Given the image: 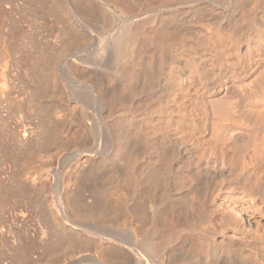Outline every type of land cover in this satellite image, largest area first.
Segmentation results:
<instances>
[{
    "label": "rangeland",
    "instance_id": "374dc122",
    "mask_svg": "<svg viewBox=\"0 0 264 264\" xmlns=\"http://www.w3.org/2000/svg\"><path fill=\"white\" fill-rule=\"evenodd\" d=\"M74 1L78 2L76 5L78 10L82 9L81 12L85 10L84 14L88 16L87 18L91 17L89 18L91 20L85 18L87 22L85 20L82 22L86 26L91 24L90 28L80 25L78 20L76 22L73 13L64 12V10L68 11ZM74 1L71 0L70 3L69 0H0V264H66L68 260L72 264H125V252L122 248L124 245L111 244L101 239L100 234L109 233H117L123 239L133 243L142 255H147H145L147 264H158L162 259L165 264H180L179 258L184 259V255L192 256L199 252L200 256L207 258L209 255L206 252V239H204L206 237L203 233L202 235L195 231L196 226L193 225L194 215L200 212L193 201L197 203L202 200L203 188L199 187L200 190L191 191L189 193L191 196L187 194L185 197H180L178 195L188 187L190 176L184 175L178 179L172 173L173 179H170L168 186L171 192L167 194L168 198L165 196L164 199L160 198L158 190L155 193L157 187L153 191L154 184H151L146 177L150 170H160L161 161L165 160L163 155L165 152H162L165 145L158 140L160 136L168 133L177 139L175 142L191 144L195 146V149L197 148L198 152L199 148L201 152L211 146L212 141L209 135L214 126L212 120L218 106L216 95L211 96L213 80L208 72L210 63L221 65L223 61L224 67H227L228 73L232 72L231 74H235L233 71L241 70L240 68L245 66V72H248L249 78L253 77L252 70L264 69L262 61L264 60V36L262 35L264 30L258 31L261 35V37L259 33V37L257 35L260 44H257L249 57L250 63L247 60L245 62L241 59L237 60L238 57L233 52L234 46L231 42L233 38L232 40L230 38L231 35L232 37L235 35V30L232 31L235 28L234 25L238 28L240 25V28H243L241 31H244L247 25L244 11L248 9V6L252 7L255 0H119L120 3L124 2V9L133 10L135 17H138L135 23L144 17L161 12L159 21L161 24L158 28L152 27L150 35L155 42L165 43L166 54L185 56L183 58L188 59L187 61L194 68L193 70L191 67L195 80L192 78L190 83H187L189 82L187 80L183 85L179 75L174 72L171 74L169 82L177 85L174 86L175 93L170 94L168 104L164 101H156V97L154 100V96L143 90L141 84L139 87L137 85L136 88H130V79L123 78V81L114 65L103 67L93 64L95 57L104 58V52L100 53V50H103L99 46L100 42L102 41L104 45L106 43L103 42L106 41L112 44V40L123 31L126 18L121 10L115 4H111V7L115 8L113 11L116 13V24V22L112 23L109 16L106 18V15V17L102 15L105 11H102L103 13L100 11L104 9L101 0H95L96 2L88 0L92 4V10L89 11H86V7L82 8L84 0ZM233 1L237 5L232 3ZM223 2H231L233 6L230 4L231 9L223 10L219 7V4ZM257 2L259 0L256 4ZM80 3L81 6L78 7ZM94 4L95 7L92 8ZM255 5L254 7H257ZM80 14L83 15V13ZM68 17H71V21L74 19L73 22L75 21L77 26L72 28L74 23L69 22ZM201 23H209L211 28L201 30ZM80 28L83 31L77 30ZM238 28L236 32L240 30ZM220 29H222L221 32ZM76 32L77 34L82 32L80 36L82 37L83 34L81 40L84 44L81 40V42L75 41ZM84 35H89L85 36L88 40ZM92 36L93 40H91ZM184 38L199 39L198 41L201 42L209 41H206L208 45L210 43L209 46L206 42L204 44L210 50L212 48L213 55L207 56V59L195 56L192 47L184 48ZM69 42H73L75 46L71 47L72 44ZM65 44L70 46L67 48L68 51H64L66 53L63 54V58H67L70 62L75 61L77 64L74 65L73 70H77L67 69L64 66L66 60L65 63L63 60L56 69L57 79L54 75L52 76L58 80L55 81L49 77L53 74H51L52 69L45 67V64L41 63L43 61L41 58L44 59V56L48 55L56 57ZM153 45L152 43L146 45L148 54L155 49ZM244 50L247 51L245 48ZM226 52L227 54H223ZM216 53L220 54V58ZM231 53L235 54V57ZM224 55H227L226 59ZM82 59L90 62L93 67L79 61ZM234 67L235 69H231ZM98 71H102L101 74ZM166 77L168 81V74ZM145 81L142 80L143 83ZM115 87H121L118 93L119 108L112 110L114 112L112 115L111 111L108 112V109L100 103L98 96H101L100 93L103 95L104 92V95L108 94L110 88ZM151 97H153L152 100ZM128 107L132 111H127ZM145 109L155 115V118L147 122V124L150 123L149 126L147 124L146 126L150 128V138L151 136L156 138L148 141L141 140L137 138V130L130 125H127L128 127L123 125L124 128H122L126 132L112 126L114 120L122 121L127 115L141 120L142 111ZM109 113L112 116L108 115ZM151 129H154V132ZM121 131L124 133L121 134V139L124 136V139L126 137L131 140L128 142V147L131 149L127 147L130 151L126 149L128 151L126 156L136 154L140 157L137 162L140 168L134 177H130L129 187H125L127 181L123 173V168L127 165L126 156L124 160L114 158L115 143L117 137L120 138ZM137 139H139L138 142ZM250 144L252 145V142L245 148L242 147L243 149L239 152L245 149L247 154L252 148ZM161 154L163 159L159 158ZM175 160L173 164L182 165L179 158ZM213 188L214 190L211 188L208 192L203 223L211 218L213 209L221 208V212L225 211V208L222 211V200L215 195L216 188ZM170 194L172 196L169 198ZM174 194L177 196L173 197ZM253 199L250 197L246 202H249V205L256 210L253 216L260 217V222L246 224L241 221L237 227L245 224L244 229L239 228L240 231L248 227L250 231H253L250 233L256 235L261 226L264 227V197H255V201ZM168 201L170 202L167 203ZM168 204L173 205L174 210H177L176 213L172 209L169 210ZM163 208H166V213H163V210V215L159 217ZM251 214V212H245V216L253 217ZM186 216L189 218H185ZM68 219L87 223L91 230L95 231L94 234L93 231L80 234L73 231L68 226ZM156 224L158 229L161 228L159 232L157 230L154 237L159 239L161 234L158 233L167 236L163 235L167 239L161 250L160 260L159 257L145 253L142 248V243L157 227ZM220 230L219 238L221 239L225 234L222 235ZM229 230L225 235L227 240L239 241V233L236 230ZM82 256L87 258L82 259ZM71 258L76 260L73 261ZM195 259L192 258L191 263L195 262Z\"/></svg>",
    "mask_w": 264,
    "mask_h": 264
},
{
    "label": "bare ground",
    "instance_id": "6f19581e",
    "mask_svg": "<svg viewBox=\"0 0 264 264\" xmlns=\"http://www.w3.org/2000/svg\"><path fill=\"white\" fill-rule=\"evenodd\" d=\"M69 1L71 3V0H69ZM101 1L104 4L103 5L104 9H101L102 8V6H101V7H99L101 9L100 11H101V13H103L105 11L102 15H104V16L106 15L107 16V17L105 16L106 18H108V16H109V18H111L112 23L116 22V20H117L116 15H115L116 13H115V11H113L114 7H111L112 6L111 4L113 3L121 10L122 14L125 16L126 24L123 26V31L121 33H119L112 40V44H110L109 42H108L109 43L108 44L106 41V42H103V43H106L104 45V44H102V41L100 42L101 44L99 46H101L100 47L101 49L103 48V50H100V53L102 51L104 52V58L102 56H101L102 58H100V59L95 57L94 62H93V64L95 66L101 65V66L105 67L107 65V67H109V66L112 67L114 65L115 70L117 71V73L119 74V77L123 81H124V79H130V82H129L130 88H132V89L136 88L137 85L139 87V85L141 84V86H143L142 88H144L143 90H145L149 95L154 96V100L156 97V101H164V102H167L170 98V94L172 95L176 91V90H174L175 89L174 86L176 83H172V82L170 83L169 82V81H171V80H169V78L171 79V74L173 72L182 78V80H183L182 85L184 84L185 81L188 80L189 82H187V83H190L191 82L190 80H192L193 77L195 78V75L192 74V71L194 70V68L191 66L192 64H190L187 61L188 59L183 58V57H185V56H183L184 54H182L183 57H181L180 55H176V54H170V55H169V53L166 54V52H165L166 46L164 45L165 43L162 44L161 43L162 41L158 42L157 40H156L157 42H155L154 38L150 35L151 34L150 32H152L151 31L152 27L154 28V26H157V28H158V26H160V24H161V22L159 23L160 17H161V12H156V13H154L153 16H150V17H144V18H142V20L140 19L141 21L135 23L134 21L137 20L138 17H135L133 10L130 11V10L124 9V7H125L123 4L124 2L121 1V3H120L119 0H101ZM256 1H258V0H255L252 4H254V3L256 4ZM74 2H72L73 4H71L70 7L67 6V4H68V2H67L66 6L69 7V9H68V11L67 10L65 11L64 9L63 10L65 13L67 12V14L73 13L74 19H76V22L78 20V23L80 22L81 24L80 23L79 24L83 25L82 22L88 16H86V14H84L85 10H83V12H81L82 9L78 10V8H76L77 7L76 5L78 4V2H75V3ZM79 2H81V1H79ZM94 2H96V1L94 0ZM228 2L220 3L219 4L220 6L219 5L218 6L221 7L223 10H227L228 8L231 9L230 4L236 3L235 1H233L232 3L231 2L228 3ZM83 3H84L83 4L84 7H82L83 9H85V7H86L87 8L86 11L92 10L91 9L92 4L88 0H86V3L84 0ZM122 4H123V6H122ZM257 4L255 5L257 7H254V5L252 7L248 6V9H246L248 11H246V10L244 11L245 12L244 18L247 21V25H245L246 27L244 28V31H241V29H243V28H240V25L238 23H236V24L239 25V28L237 25H234V24H233L234 26L233 25L232 26L235 28L237 26V28L240 30H237V32H236L237 28L236 29L231 28L232 31L235 30V35L233 37H232V35L230 36L231 40L233 38V40L231 42L233 43V46H234L233 48L235 51L233 50V48H231V49L233 50V52L236 53V55H237L236 57H238L237 60H239V61H240V59H241V61L243 60L244 62H245V60L249 61V57L251 56L254 49H256L255 47H257V44L258 45L260 44V43H258L257 35H258V33L260 35V32H258V31L264 30V0H259V2H257ZM235 5H237V4H235ZM245 5H246V3H245ZM80 6H81V3L78 7H80ZM232 6H233V4H232ZM94 7H95V4L92 8H94ZM88 8H90V9H88ZM99 8L97 10H99ZM126 8H128V7H126ZM250 8L253 10H249ZM60 9H61V7H60ZM76 9H77V11H80V12H77ZM94 10H96V9H94ZM97 12H99V11H97ZM80 13H83V15H85V16H83ZM106 13H108L109 15ZM117 13H118V11H117ZM62 16H64V15H62ZM70 18L69 17L67 18L69 20V22L74 23L75 22V21L73 22L74 19L71 21ZM89 18H91V17H89ZM89 18H87V19L91 20ZM97 19H98V17H97ZM203 20L206 21V19H204V18H203ZM205 21H203V22H205ZM116 24H117V22H116ZM68 25H69V23H68ZM89 25H91V24H88L87 26L86 25H83V26L90 28ZM139 25H142V26L140 27ZM73 26H77L76 23H74L72 25V28H73ZM200 26H201V30H204V29L208 30L209 28H211L209 23L208 24L204 23ZM70 27H68V28H70ZM80 27L82 28V26H80ZM81 28L77 29V30L83 31V30H81ZM77 30H75V31H77ZM156 30H155V32H156ZM221 30L222 29H220V32H221ZM77 33L78 32H76V34H75V35H77L75 37V39L77 38L75 40L76 42H77V40L80 41L83 37V34H82V37L80 36L82 32L80 34H77ZM158 33H160V32L158 31ZM233 34H234V32H233ZM157 35H159V34H157ZM259 35H258V37H259ZM262 35L264 36V34H262ZM85 36H87V35H84V37ZM260 37H261V35H260ZM71 38H72V36H71ZM85 38H83V40ZM203 39H201V40H203ZM91 40H93V36H92ZM198 40L184 38L183 39V45L185 47L184 46L183 47L187 48V49H188V47H192L194 49L193 50L194 54H196L195 56H198L201 59H207L206 58L207 56L210 57L211 55H213V54H211V53H213L212 48L210 50L204 44V42H206L207 40L204 39L206 41H203V42L198 41ZM207 42H209V41H207ZM259 42H260V40H259ZM72 43L73 42H71L70 44H72ZM82 43L84 44V41H82ZM151 43H152V45L155 44V45H153V46H155V49L153 50V48H151L153 51L151 50L152 51L151 52L149 50L151 53L148 54V52L146 51L147 50L146 45H149ZM65 45H64V48L62 46L63 49H61V51L59 52L58 55H56V57L53 58V57H49V55H48L46 57L44 56V59L41 58V60H43L41 63L45 64V67L51 68L53 71V72L50 71L51 74L52 73L53 74L51 76L48 75L49 77H52L53 75L56 77V69H57L59 63H61V61L64 60V63H65V60H66V63L70 62V61H68V59L66 57H65L66 59L63 58V54L66 53L64 51H68L69 49H67V48H69V46H70V45H66V46H68V47H66ZM73 45L74 44H72L71 47H73ZM207 45H208V43H207ZM209 45H210V43H209ZM104 47H105V49H104ZM244 48L247 51H245ZM181 50H182V48H181ZM182 52L184 53L183 50H182ZM185 52H187V51H185ZM214 52H217V51H214ZM220 54H222V53L220 52ZM220 54L216 53V55H218V56ZM223 54H227V52L223 53ZM158 55H160V56H158ZM186 55H187V53H186ZM232 55H234V57H235V54H232ZM226 56L224 55L225 59L227 58ZM42 57H43V55H42ZM252 57H253V55H252ZM219 58H220V56H219ZM79 61L80 62L83 61L86 64H90V62L85 61L84 59L79 60ZM262 61L264 62V60H262ZM251 62H253V61H251ZM68 63L66 64L68 67L65 64H64V66L70 70H73L74 65L77 64L75 61H71L69 64ZM249 63H250V61H249ZM259 63L260 62H258V64ZM62 64H63V62H62ZM70 64H72L73 66H71ZM222 64H223V61H222ZM222 64L216 65L214 63H212V64L210 63L208 66V72H209V74L213 80L212 88H211L213 95L211 93V96L216 95V98H215L216 103H217L216 105L218 106V109H216V111L214 113L213 120H212V123L214 126L212 127L211 135H209L210 139L212 141L211 146H209L208 149H205L203 147L205 150H202V148H201V150H202L201 152H200V148L198 147L199 148L198 149L199 152H198L197 148L195 149L194 148L195 146L193 147L191 144L179 143V141L175 142V140H177V139L173 138L168 133L166 135L160 136L161 138L160 139L157 138V139L160 141L161 144L165 145L163 147V150H162V152H165L163 154V155H165L164 156L165 160H162L163 155L161 154L159 156V158L160 157L162 158V159H160V160H162L161 161L162 165H161L160 170L159 169H156V170L154 169V171L150 170V173L148 172L149 174L146 177V178H148V180L150 181L151 184L153 183L155 185V187L153 185V191H155L154 189L156 187L158 188V189L156 188L155 193L158 190L159 194L161 195L160 198H164L165 196L167 197V194L169 195V193L171 192V190L168 186L170 183V179L173 177L172 173H174L175 174L174 177L178 178V179L180 177H183L184 175L190 176V182L188 184V187L186 188V190L182 191L180 193V195H178L180 197L187 196V194H189L191 191L193 192L194 190H198L199 187L203 188V192H202L203 197L201 196L202 200H200L199 202L197 201V203L193 201L197 210L200 211V212H197L198 215L197 214L194 215V217H193L194 218V224L193 225L196 226L195 231L200 232L201 234L203 233L204 235L203 234L202 235L206 237L204 239H206V249L208 251L206 249L205 250L209 256L204 259L203 256H200V254H199L200 252L198 254L192 255V256L190 254L186 253V254H188V256L184 255V259L181 258L183 260H181L179 258V260L181 261V262L179 261L180 264H194V263L195 264H264V227H263V225L259 229V233L256 235L251 234L250 232L253 233V231H250L251 229L249 230L248 227L245 230H242L245 228V227L243 228V226L245 224L243 226H240L242 228L241 231L239 229L240 227H237V226H239L238 224L241 221L243 223L246 222V224L248 222H250V224H253V223H256L259 221L260 217L253 216V215H255L256 210H254V208H252V206L249 205L250 203L249 202L247 203L246 201L250 197L251 198L253 197L254 199H255V197H258V196L264 197V69H261L259 71H257V69L252 70L253 72L251 73V75L253 77L249 78L250 75L248 76V74H247L248 72L247 73L245 72L246 71L245 66L244 67L242 66V68H240L241 70H238V71L235 70V72L233 71V73H235V74H231L232 72L228 73L229 69L227 67H226L227 69L224 67L225 64H223V66H222ZM91 65L92 64H90V66ZM218 66H220V67H218ZM261 66H263V64ZM92 67H93V65H92ZM191 67L193 68V70ZM75 68H77V67L75 66ZM250 68L252 69V67H250ZM231 69H235V67L231 68ZM76 70H73V71H76ZM96 70H98V69H96ZM99 70H100V68H99ZM100 72H102V71H100ZM254 73H257V74L253 75ZM45 74H47V73H45ZM167 74L169 76L168 81L166 80ZM94 75H96V74H94ZM97 76H98V74H97ZM55 77L54 78L52 77L53 79L52 78L51 79L58 81V80H56L57 77H56V79H55ZM38 79H40V77ZM173 79L174 78H172V80ZM142 80H146V81L143 83ZM175 80H176V78H175ZM182 80H180V81H182ZM44 81H45V79H44ZM180 81H178V82H180ZM187 83H185V85H187ZM120 88L121 87H115L113 89L110 88L111 90H109V93H108L109 95L108 94L104 95L105 92L102 95V93H100V92H102L103 90L100 92H97V93L101 94V96L97 95L98 98L100 99L99 100L100 103L108 109V112L111 111V114L114 113V112H112V110H115V108H119L118 107L119 106L118 105V102H119L118 99L120 98V96L118 98V93L120 92ZM106 93H107V90H106ZM150 99L152 100L153 97H151ZM154 100H153V102H154ZM168 102H170V101H168ZM168 102H167V104H168ZM162 104H160V105H162ZM129 108L130 107H128L127 111L131 110ZM133 112H135V111H133ZM142 113H143V115L141 117L142 118L141 120L136 119L135 116L127 115L126 117L123 116L125 120L124 119L122 121L121 120L120 121L114 120V123L112 126L117 130L119 128V131H120V130H123L124 126L130 125L131 127L134 128V130H137L136 131L137 138H140L141 140L148 141L151 138H153V139L156 138L155 136L154 137L151 136V138H150V135H151L150 130H149L150 128L147 127V126H149L148 124H150V123L147 124V122L149 120L155 118V115L151 111H148L147 109L143 110ZM111 114L109 113L108 115H111ZM152 123H154V122L152 121ZM146 124H147V126H146ZM127 127L125 129H127ZM123 131L126 132L125 130H123ZM121 134L123 135L124 133H122V131H121L119 134L120 138L117 137V141L115 140L116 141V143H115L116 151L114 153V156H115L114 158H116V159H118V158L123 159L124 156H126V154L128 152V151H126V149H128V148L131 149L130 147H128L129 146L128 142H130L131 140H128L126 137L124 139L123 138L124 136L121 139ZM125 136H127V135H125ZM115 139H116V137H115ZM125 140H128V141H125ZM152 140H150V142ZM138 141H139V139H137V142ZM159 141L155 140V142H159ZM250 141L252 142V145L250 144V146L252 148L250 150L248 149L249 151L247 150L248 153L245 154L246 153L245 149L242 150L241 152H239L241 149L245 148V146H247L249 143H251ZM177 143H179V144H177ZM204 144L206 145V143H204ZM206 147H208V146H206ZM115 148H114V150H115ZM164 148H165V150H164ZM133 149H135V148H133ZM139 153H140V151H139ZM156 154H158V153H156ZM249 154H250V157H248ZM131 156H130V154H129V156H126V159H127L126 164L127 165L123 168V173H125L124 176L126 177L125 181H127L125 187L126 186L129 187L130 177L131 176L134 177V175H136V173H137L138 168H140V165L137 166V162L139 161L140 157H138V155H136V154L133 155L132 157ZM175 158H179V160L182 162V165L178 164L179 166H177L176 164H173V161L175 160ZM249 158H250V160H249ZM157 159H158V156H157ZM253 160H254V162H253ZM155 161L157 162V160H155ZM159 161H158V163H161ZM156 166L157 165L155 164V167ZM251 168H252V171H250ZM155 171L156 172L158 171V172L155 173ZM151 172L154 174H152ZM186 174H188V175H186ZM178 179H177V181H178ZM122 187H124V186H122ZM122 187H120V188H122ZM213 187L216 188V190H215L216 194L215 195H217V197H219L222 200V204H221V205H223L222 211L225 208L226 212L225 211L221 212V208L215 207L216 209H213L212 214L210 213L211 218L206 223H203L204 222L203 219L205 218V217L203 218V215L205 213V207H207L206 206L207 199H208L207 197L209 195L208 192L211 190V188L214 190ZM202 188H201V190H202ZM173 189H172V191H173ZM175 189H176V187H175ZM154 195H152V197ZM171 196H172V194H170L169 198ZM175 196H177V195L174 194L173 197H175ZM248 196H250V197H248ZM192 200L196 201V199H194V198H192ZM170 201H168L167 203H169ZM250 202H251V200H250ZM253 203H251V204H253ZM172 204H168V206L170 208L169 210L172 209V211H174V213H176L177 210L176 209L174 210ZM158 208H160V207H158ZM165 209L164 208L161 209V213H160L159 217L162 216L163 213H166ZM163 210H164V212L162 213ZM245 212H248V213L251 212L252 213L251 216H253V217L246 215L248 217L247 218L245 216ZM187 216L185 218H189ZM249 217H250V219H249ZM218 219H220V221H218ZM189 220H191V219H189ZM67 222H68L69 228L72 229L73 231L79 232V234L81 232L82 233H84V232L85 233L86 232L91 233L93 231V230H91V227L85 222L75 220V219H68ZM254 225L257 226V224H254ZM156 226L157 227H155V229H153V231H151V234L142 243V248L145 250V253H148L149 255L154 256V257H159V260H160L161 259L160 258L161 250L163 249V246L165 245V240L167 238H165L163 236V235H165L163 233H158V234H161L163 236L162 237L161 235H159V237H160L159 239L156 236L154 237L157 230L159 232L160 228H161L160 227L158 229V224H156ZM164 228H166V227H164ZM221 228H222V230H220ZM229 229L236 230L239 233V235L241 236V238L239 236V239H240L239 241H237V239L236 240L230 239V241H229V239L227 240L225 235ZM219 230L222 231V235L225 234L221 239L219 238V235H220ZM162 231L163 230L161 229V232ZM94 232L95 231H93V234H94ZM100 237H101V239H103L107 242H110L111 244L116 243V245H117V243H122L124 245V247H122V248L125 252L124 253L125 254V261H124L125 264H131V263H133V264H135V263L147 264V258L145 257L146 254L142 255L133 243L131 244L126 239H123L122 236H119L117 233H109L107 235H105V234L101 235L100 234ZM236 238H237V236H236ZM200 245H201V243H200ZM193 247H195V246H193ZM191 257L196 258L195 259L196 261L191 263V261H193ZM236 257L237 258L239 257L240 260L238 258V261H237ZM84 258H87V256L86 257L82 256V259H84ZM75 260H73V261H75ZM162 260H164V259H162ZM162 260L158 264H165V262ZM79 262H81V261H79ZM66 264H72V263L69 262V260H68V263H66ZM110 264H118V263H110Z\"/></svg>",
    "mask_w": 264,
    "mask_h": 264
}]
</instances>
